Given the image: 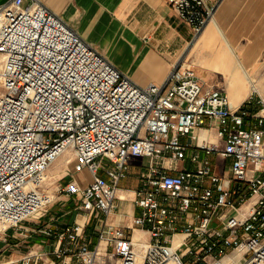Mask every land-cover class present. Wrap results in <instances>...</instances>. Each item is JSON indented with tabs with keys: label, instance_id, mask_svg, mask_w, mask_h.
<instances>
[{
	"label": "built area",
	"instance_id": "2783aa9c",
	"mask_svg": "<svg viewBox=\"0 0 264 264\" xmlns=\"http://www.w3.org/2000/svg\"><path fill=\"white\" fill-rule=\"evenodd\" d=\"M167 1L195 34L221 2ZM256 91L235 106L183 62L163 81L140 84L42 0H0V228L20 226L63 192L85 219L40 227L54 236L50 264H264L263 96L259 111L249 108ZM212 119L209 140L199 128ZM66 150L92 178L54 191L48 169ZM134 155L151 161L139 173L136 210L116 224L109 216ZM218 157L231 175L216 171Z\"/></svg>",
	"mask_w": 264,
	"mask_h": 264
},
{
	"label": "crops",
	"instance_id": "0c3cea01",
	"mask_svg": "<svg viewBox=\"0 0 264 264\" xmlns=\"http://www.w3.org/2000/svg\"><path fill=\"white\" fill-rule=\"evenodd\" d=\"M42 1L140 84L163 81L175 62H183L196 69L206 86L223 87L237 106L245 102L253 85L260 81L257 76L264 68V0H221L214 17L198 34L167 0ZM261 94L257 88L254 101L249 104L252 112L259 111L257 100ZM217 123L212 119L201 126V136L214 140ZM67 154L71 155L68 159L71 167L63 175L67 177L64 183L76 179L86 185L92 176L87 168L74 169L71 151L66 150L56 160ZM150 161L148 156L129 158L128 175L119 183L118 204L109 216L111 222H129L130 214L136 210L133 198L141 184L140 170ZM54 162L48 169V177ZM191 164L189 158L178 162L179 167ZM216 164V171L223 173L228 160L218 157ZM83 174L89 175V179L84 180ZM62 184L59 182L57 187ZM70 202L73 204L68 208ZM57 204L59 207L54 209ZM74 219H85L84 211L73 197L58 195L57 202L27 218L20 226L0 228V262L33 264L44 259L48 263L51 256L45 252L52 249L54 236H47L40 227L47 223L61 227ZM91 228L88 225L85 229ZM32 252L43 258L29 255Z\"/></svg>",
	"mask_w": 264,
	"mask_h": 264
},
{
	"label": "rangeland",
	"instance_id": "374dc122",
	"mask_svg": "<svg viewBox=\"0 0 264 264\" xmlns=\"http://www.w3.org/2000/svg\"><path fill=\"white\" fill-rule=\"evenodd\" d=\"M257 77L260 80L259 82H260L261 88L264 90V68L262 69V72H260V74ZM261 95L264 98V95L263 94H261ZM70 156L71 155H68V154L67 155H64L63 157L61 156L58 160H56L54 162V164L50 168L51 177H47L48 179L45 182V184L48 185L49 187H52L54 189V191H57V189H58L57 184L59 182H63V184H64L65 179L67 178L65 176L63 177V175L71 167V163L67 161V159H69ZM105 163H106V165H109V163H107V162H105ZM102 174L106 176V174L104 172H102ZM224 174L225 175H231L230 168L227 169L225 167ZM82 177H83L84 180H88L89 179V175H86V174L85 175L83 174ZM127 183H129V184L132 183L131 182V179L130 180H127ZM59 195L61 197L66 196V195H64L63 192H59ZM57 199H58V197L51 204L57 202ZM63 201H65V200H63ZM72 204H73V202L67 203V207L68 208L72 207ZM50 205H48L47 207H49ZM56 207H59V205L57 204L54 209H56Z\"/></svg>",
	"mask_w": 264,
	"mask_h": 264
},
{
	"label": "bare ground",
	"instance_id": "6f19581e",
	"mask_svg": "<svg viewBox=\"0 0 264 264\" xmlns=\"http://www.w3.org/2000/svg\"><path fill=\"white\" fill-rule=\"evenodd\" d=\"M253 86H254L255 90H257V88L260 89L262 94L264 95V90L261 88V85H260L259 81H257ZM67 161H68V159H67Z\"/></svg>",
	"mask_w": 264,
	"mask_h": 264
}]
</instances>
